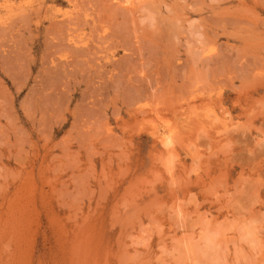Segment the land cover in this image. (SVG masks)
Wrapping results in <instances>:
<instances>
[{
  "label": "rangeland",
  "instance_id": "374dc122",
  "mask_svg": "<svg viewBox=\"0 0 264 264\" xmlns=\"http://www.w3.org/2000/svg\"><path fill=\"white\" fill-rule=\"evenodd\" d=\"M0 264H264V0H0Z\"/></svg>",
  "mask_w": 264,
  "mask_h": 264
},
{
  "label": "bare ground",
  "instance_id": "6f19581e",
  "mask_svg": "<svg viewBox=\"0 0 264 264\" xmlns=\"http://www.w3.org/2000/svg\"><path fill=\"white\" fill-rule=\"evenodd\" d=\"M162 138H164V137H162ZM167 138V137H166ZM169 138H171V137H169ZM172 139V138H171ZM172 143V142H171Z\"/></svg>",
  "mask_w": 264,
  "mask_h": 264
}]
</instances>
